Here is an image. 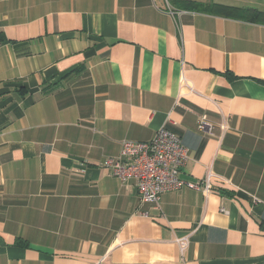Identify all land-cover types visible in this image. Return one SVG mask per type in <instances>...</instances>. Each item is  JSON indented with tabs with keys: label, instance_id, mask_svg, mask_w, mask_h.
<instances>
[{
	"label": "crops",
	"instance_id": "0c3cea01",
	"mask_svg": "<svg viewBox=\"0 0 264 264\" xmlns=\"http://www.w3.org/2000/svg\"><path fill=\"white\" fill-rule=\"evenodd\" d=\"M176 2L0 0V264H264V23ZM162 126L208 195L110 175Z\"/></svg>",
	"mask_w": 264,
	"mask_h": 264
},
{
	"label": "built area",
	"instance_id": "2783aa9c",
	"mask_svg": "<svg viewBox=\"0 0 264 264\" xmlns=\"http://www.w3.org/2000/svg\"><path fill=\"white\" fill-rule=\"evenodd\" d=\"M188 88L189 92L192 91ZM198 129L210 133L211 126L206 117L201 116ZM222 131L227 130L226 123L220 125ZM188 161L187 149L180 137L165 126L160 127L151 141L122 142L119 154L108 159L105 166L111 176L121 183L134 181L140 205L156 204L160 196L167 192L188 188L208 195L211 192L210 177L196 182L181 180L179 173ZM180 252L187 248V240H176Z\"/></svg>",
	"mask_w": 264,
	"mask_h": 264
},
{
	"label": "trees",
	"instance_id": "16d2710c",
	"mask_svg": "<svg viewBox=\"0 0 264 264\" xmlns=\"http://www.w3.org/2000/svg\"><path fill=\"white\" fill-rule=\"evenodd\" d=\"M178 6L182 9H194L200 12H207L225 18H235L247 22L264 23V11L252 7H236L214 2L200 3L191 0H177ZM3 40V36L0 37ZM22 243L26 246V243Z\"/></svg>",
	"mask_w": 264,
	"mask_h": 264
},
{
	"label": "rangeland",
	"instance_id": "374dc122",
	"mask_svg": "<svg viewBox=\"0 0 264 264\" xmlns=\"http://www.w3.org/2000/svg\"><path fill=\"white\" fill-rule=\"evenodd\" d=\"M243 2H246V4H259L261 6H264V0H243ZM244 4V3H242ZM258 6V5H257Z\"/></svg>",
	"mask_w": 264,
	"mask_h": 264
}]
</instances>
